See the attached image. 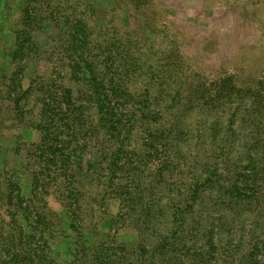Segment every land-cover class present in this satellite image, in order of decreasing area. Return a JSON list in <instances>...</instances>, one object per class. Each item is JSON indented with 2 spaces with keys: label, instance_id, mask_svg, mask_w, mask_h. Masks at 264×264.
Listing matches in <instances>:
<instances>
[{
  "label": "rangeland",
  "instance_id": "1",
  "mask_svg": "<svg viewBox=\"0 0 264 264\" xmlns=\"http://www.w3.org/2000/svg\"><path fill=\"white\" fill-rule=\"evenodd\" d=\"M258 148L264 0H0V264H47L25 239L40 231L56 264L116 246L173 264L156 242L197 174L219 157L218 174H247ZM249 204L224 217L230 250L264 240Z\"/></svg>",
  "mask_w": 264,
  "mask_h": 264
},
{
  "label": "trees",
  "instance_id": "2",
  "mask_svg": "<svg viewBox=\"0 0 264 264\" xmlns=\"http://www.w3.org/2000/svg\"><path fill=\"white\" fill-rule=\"evenodd\" d=\"M98 111L106 114L107 104L103 101L97 104ZM257 136L253 134V137ZM261 138V136H260ZM257 139L255 138V141ZM219 157V156H218ZM221 157L217 158L214 162V166L206 172V176L199 174L196 176L194 183V189L192 190V195L189 198V203L200 199L199 196L203 192H208L210 197L212 193L214 194L211 204L203 210L194 212L192 218L189 219L185 216L184 210L190 208L188 202H180L177 205V209L173 211V216L171 218V223L174 225L175 229L178 228V232H169L166 236L159 238L156 242L157 246L160 248H166V262H172L173 264H264V240H259V245L248 246L247 249L243 248V245L239 247L232 246L231 250L226 241L221 238V233L223 227L225 226L223 222L224 217L229 216L230 210H236L237 208L245 205H250L253 203L257 205L258 209L264 210V148H258L253 154H247V165L241 167V170H246L247 174H233L230 178H225L224 174H218L219 167L217 163L221 162ZM228 160L229 165L230 158H224ZM231 163V162H230ZM227 167H224V171ZM234 171V170H233ZM230 182L233 185V191H230L226 184ZM250 186L256 187L257 190L249 188ZM261 190V192H259ZM254 191H256L254 193ZM247 193H249L248 196ZM261 193V194H259ZM18 201H21L18 196H16ZM211 199H209L210 201ZM208 202L205 203L207 205ZM259 201V202H258ZM258 202V203H257ZM239 203L241 206H238ZM233 206V208H230ZM235 207V208H234ZM210 209H216V213H211ZM215 211V210H214ZM226 213V215H225ZM213 221L218 223V226H214ZM183 225L189 226V228H184ZM224 225V226H223ZM32 226V225H30ZM32 228V227H31ZM172 229V226H171ZM41 232V231H40ZM31 233L27 235L28 241H31L33 245L37 248L38 254L33 252L32 256L36 258V263L42 261L45 258L47 264H56L54 260L44 254V250L37 242H41L43 246L46 247V242L44 241L43 235L40 233ZM228 236V232H226ZM167 239V240H166ZM259 239H262L259 236ZM165 241L167 242L165 246ZM45 244V245H44ZM190 244V245H187ZM103 246V245H101ZM178 246V250H174ZM95 253L93 257L94 264H124L122 263V256L118 246L115 247L113 253L107 250H102ZM96 249V250H98ZM46 252V251H45ZM243 252V253H240ZM158 257L162 259L163 253L157 252ZM142 257V264H158L159 261H147L145 255ZM131 261L127 264H139V258ZM27 258L21 257L20 263L27 264L29 260ZM77 260H75L74 264Z\"/></svg>",
  "mask_w": 264,
  "mask_h": 264
}]
</instances>
